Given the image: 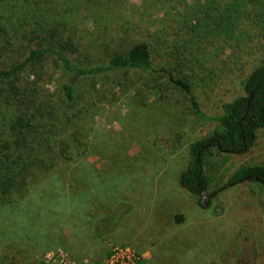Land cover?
<instances>
[{"label": "rangeland", "instance_id": "rangeland-1", "mask_svg": "<svg viewBox=\"0 0 264 264\" xmlns=\"http://www.w3.org/2000/svg\"><path fill=\"white\" fill-rule=\"evenodd\" d=\"M43 27L74 40V57L91 65L145 42L154 69L168 73L97 78L69 124L40 129L64 139L78 123L90 149L47 164L42 186L30 184L32 196L5 207L0 256L13 261L1 264H264V188L229 183L242 167L264 163V130L246 153L217 154L204 168L212 185L200 204L180 178L191 143L211 137L216 123L195 118L169 78L186 80L206 115L218 116L264 61V0H0V69L45 43ZM42 62L20 83L35 89L38 81L40 92L54 94L55 65ZM5 88L0 131L15 111Z\"/></svg>", "mask_w": 264, "mask_h": 264}, {"label": "trees", "instance_id": "trees-1", "mask_svg": "<svg viewBox=\"0 0 264 264\" xmlns=\"http://www.w3.org/2000/svg\"><path fill=\"white\" fill-rule=\"evenodd\" d=\"M37 32L43 34L41 38L45 43L36 48L31 47L22 61L0 69V83L6 87L7 96L15 107L10 117L3 119L4 130L0 131V216L7 214L3 210L12 205V202L19 205L20 200L32 196L30 184L42 186V181L50 177L49 169L45 170L47 164L55 165L65 160L74 161L75 155L81 156L89 151L90 140H86L89 137L78 123L70 129L67 139L66 137L60 139L53 134L45 137L40 129L51 133L52 127L65 125L68 121L69 124L73 118L72 111L81 112L78 106L93 92L96 86L92 83L93 80L110 78L111 74L119 72L168 73L166 68L154 69L152 52L145 42L136 43L123 53L110 56L107 54L108 56L106 55L107 57L99 64L96 62L95 65H91L81 63L74 57L79 50L74 40L56 39L57 33L51 30L48 34V29L45 27ZM46 59H52L55 65L53 72L59 76V85L54 94L40 92L38 81L32 82L36 84L35 89L20 83L21 76L29 75V70L36 67L43 70L42 61ZM35 76L42 77L38 72ZM169 78L171 84L179 88L187 97L195 118L209 119L216 123L211 137L191 143L192 159L180 178L185 190L196 197H203L201 189L208 191L212 185V179L204 173V168L213 164L217 154L246 153L255 146L259 133L264 130V61L247 77L242 92L234 99L224 102L221 113L214 117H208L202 110L186 80L175 78L172 74ZM85 79L90 82L83 86L81 81ZM252 93L253 98L248 107ZM37 122L40 123L36 125ZM81 138L85 139L81 140ZM31 151L37 152L38 155L31 159ZM25 154L28 155L27 160L23 161ZM34 160H39V165L33 166L29 173L27 170ZM201 167L203 173L199 175ZM246 178L248 182L260 184L264 188V163L242 167L234 173L229 183L244 182ZM200 204L203 202L200 201ZM83 208L81 206V209ZM79 211L77 209L74 212L77 219L80 217ZM26 216L25 214V219ZM60 216L67 219L68 215ZM4 261H13V256L1 255L0 264Z\"/></svg>", "mask_w": 264, "mask_h": 264}, {"label": "water", "instance_id": "water-1", "mask_svg": "<svg viewBox=\"0 0 264 264\" xmlns=\"http://www.w3.org/2000/svg\"><path fill=\"white\" fill-rule=\"evenodd\" d=\"M252 98H253V93H252V95H251V97H250V99H249V103H248V107H249V105H250V102H251V100H252ZM202 173H203V169H202V167H201V171H200V174L199 175H202ZM245 181H247L248 179L246 178V179H244ZM237 183H239V182H237ZM241 183V182H240ZM202 191H203V204H205L206 205V202L204 201V198L206 197V191H204L203 190V188L201 189Z\"/></svg>", "mask_w": 264, "mask_h": 264}, {"label": "built area", "instance_id": "built-area-1", "mask_svg": "<svg viewBox=\"0 0 264 264\" xmlns=\"http://www.w3.org/2000/svg\"><path fill=\"white\" fill-rule=\"evenodd\" d=\"M123 258V257H122ZM119 260V259H118ZM123 261H121V262H118L117 264H119V263H121V264H127L126 262L127 261H124V258L122 259ZM110 264H115V263H110Z\"/></svg>", "mask_w": 264, "mask_h": 264}]
</instances>
